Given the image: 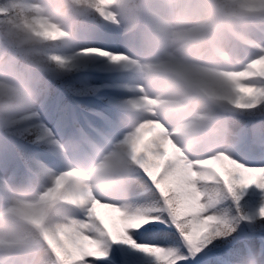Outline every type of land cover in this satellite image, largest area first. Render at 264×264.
I'll list each match as a JSON object with an SVG mask.
<instances>
[{"label":"clouds","instance_id":"9594fccd","mask_svg":"<svg viewBox=\"0 0 264 264\" xmlns=\"http://www.w3.org/2000/svg\"><path fill=\"white\" fill-rule=\"evenodd\" d=\"M106 30L118 32L131 55L154 61L150 79L170 74L159 103L149 114L110 98L114 116L87 108L103 117V127L86 119L87 127L78 125L75 132L55 131L45 120L54 78L96 61L109 71L132 66L121 63L123 53L95 46ZM256 57H264V0H0V147L11 145L23 159V140L32 137L78 161L60 173L61 187L47 196L40 189L50 177L37 171L34 160L26 165L23 187L16 170L0 173V264H61L59 228L91 220L96 203L134 211L133 187L143 169L133 148L148 132L193 162L209 215L232 225L220 235L213 230L204 247L231 237L246 217L228 216L223 202L230 192L210 166L195 162L219 154L238 158L246 139L242 119H254L264 130V102L244 110L231 103L238 73ZM69 90L87 95L99 86L81 80ZM67 114L63 107L57 116L65 127ZM259 208L255 217L264 219ZM153 218L141 213L136 224ZM241 264H264V251L245 254Z\"/></svg>","mask_w":264,"mask_h":264},{"label":"snow or ice","instance_id":"6c2138e0","mask_svg":"<svg viewBox=\"0 0 264 264\" xmlns=\"http://www.w3.org/2000/svg\"><path fill=\"white\" fill-rule=\"evenodd\" d=\"M234 90L231 103L239 109L256 108L264 102V57H256L238 73ZM258 123L241 120L246 136L239 148L242 156L234 159L219 154L195 162L210 166L237 202L249 186L264 190V146H258L264 145V130L257 127ZM133 151L143 169L133 187L136 209L129 212L96 203L90 211L91 220L59 228L55 237L61 264H99L109 256L111 244L139 249L155 264H215V244L204 245L213 230L220 235L221 229L230 230L232 225L209 215L196 184L199 174L193 162L151 132L143 134ZM141 213L154 218L137 226ZM259 214L264 216V206Z\"/></svg>","mask_w":264,"mask_h":264},{"label":"rangeland","instance_id":"374dc122","mask_svg":"<svg viewBox=\"0 0 264 264\" xmlns=\"http://www.w3.org/2000/svg\"><path fill=\"white\" fill-rule=\"evenodd\" d=\"M95 46L104 47L112 52H119L123 53L126 59L122 60L121 63H127L133 65L135 60L138 59L137 55H131L129 53L128 47L125 46L124 41L121 38V35L112 30L110 33L107 34V38H103L100 35L96 38ZM139 60L143 61L146 69V75L144 80L138 81L132 77H116V78H98L95 79L93 77L85 76L83 77L84 80L89 82L90 84L99 86H108L113 85L116 88H119L122 93L113 92L111 98L118 97L121 100L130 103L132 106L136 108H142L146 112L149 110H155V106L159 103L160 97V90L161 88L167 83L169 76L165 74V72H160L159 74L155 75V79H150L153 75V70L151 65L154 61L151 58H139ZM96 63V62H95ZM101 71L106 72L107 70L103 63L100 65ZM123 67H117L115 69H119ZM144 104H147L151 108H147ZM61 107L54 106L53 104H48L46 109L45 120L48 123L49 127H53L55 131L58 132H71L69 125L65 127L62 123L57 121V116L59 114V110ZM149 114H151L149 112ZM107 116H114L115 114H105ZM75 120H79L77 116H75ZM104 124H99V127H103ZM243 153L238 150V156H242ZM59 156V155H58ZM29 158L34 160L35 168L42 174L49 176L50 178L44 183V186L40 189L41 195H51L55 191H57L62 185V177L60 176L61 172L68 173L72 171V169L76 166L78 161L75 159L65 160L64 158L59 156V162L53 161L52 159L48 158L47 156H43L36 151H31L29 154ZM13 170H16L19 175L17 178V185L23 187L25 184L24 180V171L21 169L13 160L7 151H5L2 147H0V173H8ZM55 175H52V174ZM57 182L56 186L52 185V182ZM1 201H4V193L1 191ZM262 204H264V191L257 188L255 193V208L258 209ZM103 213L104 210L101 209ZM105 219H109L105 216ZM256 247V248H254ZM129 249L133 252L135 256H139L140 258H152L147 254L141 252L139 249L132 248L129 246ZM252 253L249 256H253L256 250L264 251V247L257 242V245L251 246ZM109 251V249H108ZM244 248L241 249H233L230 250L228 253L229 255L224 256L226 259H237L240 260L244 257L243 254L237 255L236 253L240 252L243 253ZM241 257V258H239ZM105 260V259H104ZM104 260L99 262V264H105ZM242 262V261H240ZM228 263V262H227ZM215 264H221L220 262H216Z\"/></svg>","mask_w":264,"mask_h":264},{"label":"trees","instance_id":"16d2710c","mask_svg":"<svg viewBox=\"0 0 264 264\" xmlns=\"http://www.w3.org/2000/svg\"><path fill=\"white\" fill-rule=\"evenodd\" d=\"M57 78H63V77H57ZM54 88H55V87H54ZM8 149L10 150V148H8ZM10 152H11V151H10ZM224 205H225V206H228V202H227V200L224 202ZM231 218H232V217H231ZM261 220H262V223H264V219H261ZM236 229H237V226H236ZM235 233H236V231L232 234L231 237H229V238H227V239H223V240H218V241H216L214 244L219 243V242H225L226 240H228V239L234 237Z\"/></svg>","mask_w":264,"mask_h":264}]
</instances>
